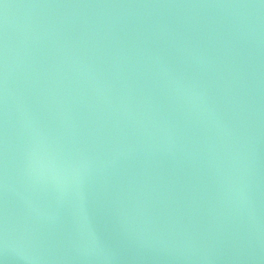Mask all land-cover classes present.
<instances>
[{
	"label": "water",
	"instance_id": "obj_1",
	"mask_svg": "<svg viewBox=\"0 0 264 264\" xmlns=\"http://www.w3.org/2000/svg\"><path fill=\"white\" fill-rule=\"evenodd\" d=\"M0 264H264V0H0Z\"/></svg>",
	"mask_w": 264,
	"mask_h": 264
}]
</instances>
